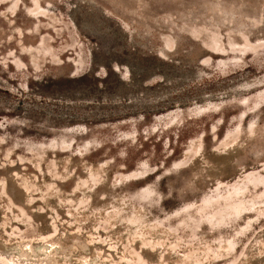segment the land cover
<instances>
[{"label": "rangeland", "instance_id": "obj_1", "mask_svg": "<svg viewBox=\"0 0 264 264\" xmlns=\"http://www.w3.org/2000/svg\"><path fill=\"white\" fill-rule=\"evenodd\" d=\"M52 263L264 264V0H0V264Z\"/></svg>", "mask_w": 264, "mask_h": 264}, {"label": "bare ground", "instance_id": "obj_2", "mask_svg": "<svg viewBox=\"0 0 264 264\" xmlns=\"http://www.w3.org/2000/svg\"><path fill=\"white\" fill-rule=\"evenodd\" d=\"M43 245V244H42ZM41 251H43V253L46 251V248L45 247H43V246H40V248H39ZM23 252H24V250H23ZM26 253V252H25ZM21 255V254H20ZM23 256H25V255H23ZM45 258V257H44ZM48 263H49V261H48ZM53 264V263H52Z\"/></svg>", "mask_w": 264, "mask_h": 264}]
</instances>
